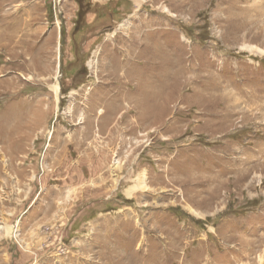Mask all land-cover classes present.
<instances>
[{
  "label": "rangeland",
  "instance_id": "rangeland-1",
  "mask_svg": "<svg viewBox=\"0 0 264 264\" xmlns=\"http://www.w3.org/2000/svg\"><path fill=\"white\" fill-rule=\"evenodd\" d=\"M77 2L0 61V264H264V0Z\"/></svg>",
  "mask_w": 264,
  "mask_h": 264
},
{
  "label": "crops",
  "instance_id": "crops-1",
  "mask_svg": "<svg viewBox=\"0 0 264 264\" xmlns=\"http://www.w3.org/2000/svg\"><path fill=\"white\" fill-rule=\"evenodd\" d=\"M5 3L10 8L3 9ZM63 3L72 6L73 11L79 7L77 0H63ZM59 7L60 12L63 6L60 4ZM47 9L46 0H0V50H2L0 61L6 60L4 59L5 56L32 61V56H34L33 60H36L38 55H40V53H37L39 48L42 49L44 47L45 51H48V23H44ZM65 16L66 18H71L70 14L67 15L66 13L64 18ZM30 29H33L34 32L31 33ZM24 30H27V33H24ZM12 34H24V38H21V35L11 37ZM58 35L60 36L59 33ZM58 35L57 39L59 38ZM50 36V41L52 42L55 35L51 33ZM28 39L30 40L29 43L26 41Z\"/></svg>",
  "mask_w": 264,
  "mask_h": 264
},
{
  "label": "built area",
  "instance_id": "built-area-1",
  "mask_svg": "<svg viewBox=\"0 0 264 264\" xmlns=\"http://www.w3.org/2000/svg\"><path fill=\"white\" fill-rule=\"evenodd\" d=\"M52 2H53V7L56 10L59 4L61 3V0H52ZM0 54H1V51H0Z\"/></svg>",
  "mask_w": 264,
  "mask_h": 264
},
{
  "label": "bare ground",
  "instance_id": "bare-ground-1",
  "mask_svg": "<svg viewBox=\"0 0 264 264\" xmlns=\"http://www.w3.org/2000/svg\"><path fill=\"white\" fill-rule=\"evenodd\" d=\"M61 1H62V0H61ZM60 4H61V3H60ZM60 4H59V6H60ZM59 6H58V7H59ZM58 7H57V8H58ZM56 90H57V94H58V89L56 88ZM10 230H12V232H13L14 235H17V231L15 230L14 227H13V228H10ZM18 244H19V243H18ZM16 245H17V244H16Z\"/></svg>",
  "mask_w": 264,
  "mask_h": 264
}]
</instances>
